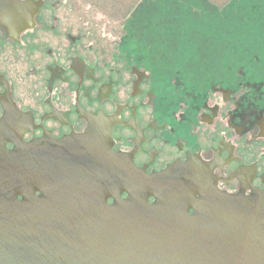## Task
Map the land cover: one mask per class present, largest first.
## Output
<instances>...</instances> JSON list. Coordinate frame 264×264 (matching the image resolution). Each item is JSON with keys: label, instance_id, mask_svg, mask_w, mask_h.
<instances>
[{"label": "flooded vegetation", "instance_id": "1", "mask_svg": "<svg viewBox=\"0 0 264 264\" xmlns=\"http://www.w3.org/2000/svg\"><path fill=\"white\" fill-rule=\"evenodd\" d=\"M118 4L0 0V144L39 143L52 160L53 143L95 132L119 176L192 165L226 194L264 190L257 65L242 74L237 59H202L196 69L195 59L168 57L165 29L143 20L142 2L127 16Z\"/></svg>", "mask_w": 264, "mask_h": 264}, {"label": "water", "instance_id": "2", "mask_svg": "<svg viewBox=\"0 0 264 264\" xmlns=\"http://www.w3.org/2000/svg\"><path fill=\"white\" fill-rule=\"evenodd\" d=\"M77 139L52 160L0 144V264H264V190L226 194L192 165L119 176L95 132Z\"/></svg>", "mask_w": 264, "mask_h": 264}, {"label": "rangeland", "instance_id": "3", "mask_svg": "<svg viewBox=\"0 0 264 264\" xmlns=\"http://www.w3.org/2000/svg\"><path fill=\"white\" fill-rule=\"evenodd\" d=\"M107 1L111 12L119 7L112 5L121 2L119 10L125 9L126 16L138 11L136 4L141 1L143 20L157 18L156 30L165 29L160 41L172 48L167 50L168 57L177 54L179 58L195 59L196 69L202 59H237L239 73H246L248 64L253 63L257 65L253 68L258 67L256 71L264 75V0ZM258 36L262 38L255 42L253 37Z\"/></svg>", "mask_w": 264, "mask_h": 264}]
</instances>
